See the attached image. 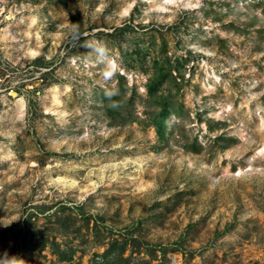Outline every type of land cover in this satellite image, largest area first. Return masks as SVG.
<instances>
[{
    "label": "rangeland",
    "instance_id": "obj_1",
    "mask_svg": "<svg viewBox=\"0 0 264 264\" xmlns=\"http://www.w3.org/2000/svg\"><path fill=\"white\" fill-rule=\"evenodd\" d=\"M5 253L264 264V0H0Z\"/></svg>",
    "mask_w": 264,
    "mask_h": 264
},
{
    "label": "clouds",
    "instance_id": "obj_2",
    "mask_svg": "<svg viewBox=\"0 0 264 264\" xmlns=\"http://www.w3.org/2000/svg\"><path fill=\"white\" fill-rule=\"evenodd\" d=\"M189 7L192 9L199 8L202 5V0H187ZM79 32L74 30L73 35L76 38ZM86 47L91 49L94 54V62L97 65H102L101 76L104 81H110L120 71V62L112 56L107 45L102 41H94L85 44ZM119 89L113 86L111 89L106 88L104 95L110 101V107L118 108L120 103L114 101L112 98L118 96ZM7 226V225H5ZM0 264H16L15 257H9L6 253L0 256Z\"/></svg>",
    "mask_w": 264,
    "mask_h": 264
}]
</instances>
